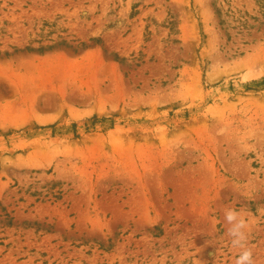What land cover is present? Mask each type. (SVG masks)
<instances>
[{"label": "rangeland", "instance_id": "obj_1", "mask_svg": "<svg viewBox=\"0 0 264 264\" xmlns=\"http://www.w3.org/2000/svg\"><path fill=\"white\" fill-rule=\"evenodd\" d=\"M226 208L264 264V0H0V264H234Z\"/></svg>", "mask_w": 264, "mask_h": 264}, {"label": "clouds", "instance_id": "obj_2", "mask_svg": "<svg viewBox=\"0 0 264 264\" xmlns=\"http://www.w3.org/2000/svg\"><path fill=\"white\" fill-rule=\"evenodd\" d=\"M224 220L228 225L226 235L230 238V245L237 250L234 264H256L253 249L248 244L251 222L235 208L224 210Z\"/></svg>", "mask_w": 264, "mask_h": 264}, {"label": "trees", "instance_id": "obj_3", "mask_svg": "<svg viewBox=\"0 0 264 264\" xmlns=\"http://www.w3.org/2000/svg\"><path fill=\"white\" fill-rule=\"evenodd\" d=\"M28 50H30V48H27ZM246 86H248V87H251V85H246ZM89 121H90V124L91 125H94L97 121H98V119L95 117V116H93V117H91L90 119H88ZM47 127H50V128H52L53 130V133H56V124H53V125H49V126H47ZM76 127V124L75 123H72V128H75ZM71 128V129H72Z\"/></svg>", "mask_w": 264, "mask_h": 264}]
</instances>
